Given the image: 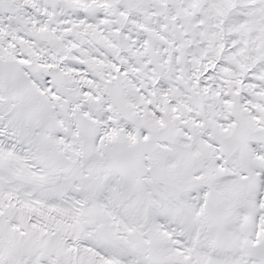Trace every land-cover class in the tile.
<instances>
[{"label": "snow or ice", "instance_id": "obj_1", "mask_svg": "<svg viewBox=\"0 0 264 264\" xmlns=\"http://www.w3.org/2000/svg\"><path fill=\"white\" fill-rule=\"evenodd\" d=\"M0 264H264V0H0Z\"/></svg>", "mask_w": 264, "mask_h": 264}]
</instances>
